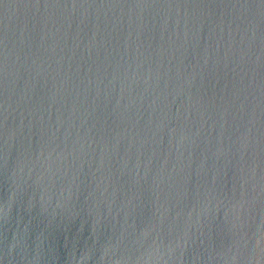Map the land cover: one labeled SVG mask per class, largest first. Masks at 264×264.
<instances>
[{"label":"water","instance_id":"obj_1","mask_svg":"<svg viewBox=\"0 0 264 264\" xmlns=\"http://www.w3.org/2000/svg\"><path fill=\"white\" fill-rule=\"evenodd\" d=\"M0 264H264V0H0Z\"/></svg>","mask_w":264,"mask_h":264}]
</instances>
